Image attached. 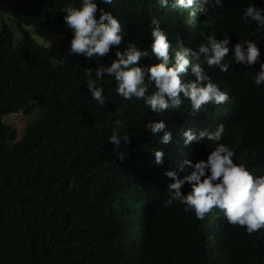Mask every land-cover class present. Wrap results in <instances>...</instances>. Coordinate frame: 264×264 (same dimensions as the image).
I'll return each mask as SVG.
<instances>
[{"label": "trees", "instance_id": "obj_1", "mask_svg": "<svg viewBox=\"0 0 264 264\" xmlns=\"http://www.w3.org/2000/svg\"><path fill=\"white\" fill-rule=\"evenodd\" d=\"M3 1L22 38L16 48L12 30L0 18V264H264V228L246 234L215 207L197 219L179 203L162 204L171 182L164 172L174 170L182 178L191 172L183 161L206 159L213 147L193 141L191 151L185 150L182 133L188 129L195 133L222 123L219 143L235 153L234 163L254 176L264 175V84L252 82L264 63V28L240 20L244 7L264 8V3L221 0L192 17L194 31L185 42L199 45L210 34L229 39L228 70L213 66L207 72L229 100L193 113L185 99L180 109L157 115L142 100H122L107 74L97 82L103 85L105 105L91 99L84 69L94 75L96 67L115 58L116 49L95 58L69 54L72 32L59 11L69 0ZM95 3L96 16L103 9L120 22V50L127 43L147 48L151 18L167 32L182 26L184 18V11L161 9L155 0ZM28 26L47 35L34 38ZM51 33L68 46L58 63ZM248 39L259 49L258 62L233 64L232 45ZM158 62L154 56L139 61L144 67ZM180 79L186 83L194 77L188 71ZM36 108L42 117L15 141L16 129L2 115ZM157 121L171 133L166 144L160 142L163 132L153 135L144 127ZM114 128L118 136H129L127 144L108 142ZM154 150L163 153L159 165ZM188 190L185 182L181 192Z\"/></svg>", "mask_w": 264, "mask_h": 264}, {"label": "clouds", "instance_id": "obj_2", "mask_svg": "<svg viewBox=\"0 0 264 264\" xmlns=\"http://www.w3.org/2000/svg\"><path fill=\"white\" fill-rule=\"evenodd\" d=\"M112 5L113 0H100ZM161 9L183 12L182 26L172 31H163L155 17L149 20L147 48H140L135 43H127L123 50V34L120 22L103 9L97 13L95 0H69L59 11L64 13L63 20L72 35L69 41V54L82 55L85 58L104 56L110 47L115 48V58L108 66L100 65L94 70L85 68L83 75L87 80V91L96 104L105 105L103 85L97 82L107 74L115 82V93L124 101L142 100L147 109L161 114L165 110L180 109L186 99L193 113L201 111L205 105L224 104L229 100L228 93L212 83L207 74L208 68L215 66L220 72L229 68L225 57L229 53V39L224 36L216 39L207 35L199 45H192L185 37L194 31L192 17L197 12L205 13L208 5H220L221 0H155ZM264 3V0H261ZM240 20H251L258 28H264V8L250 4L243 8ZM186 28H184V26ZM202 33H200L201 35ZM188 39V38H187ZM232 62L252 67L259 60V49L252 41L235 43L231 47ZM154 56L159 62L144 67L139 61ZM206 66V67H205ZM190 71L194 80L182 83L180 77ZM94 76V79L91 78ZM203 82V84L201 83ZM254 85L264 84V63L259 64L253 80ZM154 91L149 93V88ZM117 126L120 121L115 122ZM153 135L163 132L161 143H168L171 133L164 131L162 121L148 122L144 125ZM224 134V125L211 124L198 132L190 129L183 131L185 150L195 142L207 141L213 147L207 151L206 159L195 163L184 160L183 165L191 172L178 178L177 172L167 170L164 176L171 182L166 184L164 207L174 202L183 206L185 212L191 211L197 219H203L213 207L220 210L226 221L233 226L242 227L246 234H252L264 228V175L254 176L246 170L244 164L234 163L235 153L224 143H219ZM128 135L118 136L115 128L108 137V142L115 147L121 141L128 142ZM194 143H190L193 142ZM190 143V144H188ZM188 144V145H187ZM163 153L154 150V163L159 165ZM187 182L190 190L182 194V186Z\"/></svg>", "mask_w": 264, "mask_h": 264}, {"label": "rangeland", "instance_id": "obj_3", "mask_svg": "<svg viewBox=\"0 0 264 264\" xmlns=\"http://www.w3.org/2000/svg\"><path fill=\"white\" fill-rule=\"evenodd\" d=\"M0 18L3 19L8 24L10 29L12 30L14 34V45L16 48H19L22 34H20V32L16 28L11 8L3 0H0ZM26 29H27V32L31 34L34 38L35 37L37 38L40 35V33H41L40 37L47 35L45 31L42 30L38 32L32 26H28L26 27ZM48 38L51 42L50 45H53L55 49L57 50V52L55 53V50L53 48L54 61L56 63H58L59 61L61 62V60L66 55L68 46L63 44L61 41H57L60 39V36H55V35H52L51 33L50 35H48ZM42 43L44 42L42 41ZM44 44L47 45L46 43ZM40 117H42V115H40V109L36 108L31 113H24L22 111H19L17 113H8L5 115H2V120L5 123L14 126V128L16 129L15 141H17L22 137L26 127L29 124L36 122L38 119H40Z\"/></svg>", "mask_w": 264, "mask_h": 264}, {"label": "bare ground", "instance_id": "obj_4", "mask_svg": "<svg viewBox=\"0 0 264 264\" xmlns=\"http://www.w3.org/2000/svg\"><path fill=\"white\" fill-rule=\"evenodd\" d=\"M182 21H184V20H182Z\"/></svg>", "mask_w": 264, "mask_h": 264}]
</instances>
